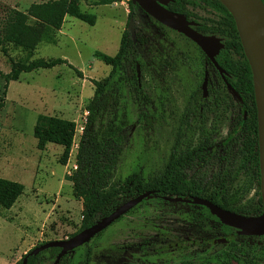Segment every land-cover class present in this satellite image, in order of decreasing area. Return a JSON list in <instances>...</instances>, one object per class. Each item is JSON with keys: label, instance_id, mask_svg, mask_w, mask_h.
Segmentation results:
<instances>
[{"label": "trees", "instance_id": "16d2710c", "mask_svg": "<svg viewBox=\"0 0 264 264\" xmlns=\"http://www.w3.org/2000/svg\"><path fill=\"white\" fill-rule=\"evenodd\" d=\"M101 1V4L115 2ZM199 1L219 11L221 18L211 25L196 24L192 28L203 36L218 38L223 44L224 48L215 60L240 100L228 92L219 72L193 42L179 34L197 49L198 55L191 57L171 37L173 31L129 0L128 21L132 18L136 40L133 42L130 33L125 30L115 56H101L102 62L110 66L109 74L100 81H92L93 95L86 106L87 115L75 154V169L69 177L74 196L82 202L81 226L71 236L108 216L125 201L148 191H153L160 201H163L162 197L193 196L237 214L252 216L260 213V201L232 209L228 195L242 166L253 170L259 181L258 121L251 70L229 12L218 0ZM261 1L264 5V0ZM187 4V0H171L165 8L189 20ZM67 17L89 26H94L96 22L94 14L81 12L79 0H48L31 3L24 11L15 8L6 10L0 20V53L8 58L10 70L8 73L0 70V109L4 107L9 82L17 81L23 73L64 65L81 77L80 71L61 58L14 60L8 53V47H12L31 54L41 42H54L55 32L61 29ZM136 65L140 67V81L136 76ZM182 66L189 67L201 83L204 71H208L207 99L214 107H219L224 98L236 104L239 115L225 138L204 128L201 90L193 100V108L178 123L175 121L176 109L170 96L169 74L177 73ZM147 82L154 87V99L145 93ZM168 121L173 123V147L167 164L158 167L152 174L147 167L136 162L123 182L119 183L118 191H114L112 184L133 127L136 126L144 136L147 130ZM74 130V122L38 115L33 127L36 149L43 151L48 144L61 146L63 152L59 163L65 166ZM23 190L20 183L0 178V210H9ZM187 219L198 223L200 229L204 228L205 222H215L216 236L222 234L241 238L235 228L222 224L206 207L189 214ZM259 239L264 245V236ZM85 246L75 248L58 264H89L91 252L84 249ZM231 248L232 257H226V250L218 251L214 264H249L251 260L244 257L248 252L254 256L253 264H261L264 259L259 258L264 256V246L249 247L244 242H234ZM58 252L57 248H49L33 256L26 253L14 264H22L24 257L27 258L26 264H53ZM103 253L110 260H115L121 256L123 249H108Z\"/></svg>", "mask_w": 264, "mask_h": 264}, {"label": "rangeland", "instance_id": "374dc122", "mask_svg": "<svg viewBox=\"0 0 264 264\" xmlns=\"http://www.w3.org/2000/svg\"><path fill=\"white\" fill-rule=\"evenodd\" d=\"M45 1L48 0H0V20L7 9L24 11L31 3ZM187 1L189 20L195 24L211 25L221 18V13L213 7L199 0ZM128 2L115 0L111 4H101V0H79L81 12L96 16L94 26L67 17L61 29L55 32L54 42H41L31 54L8 47L9 57L14 60L64 59L81 72V77L61 65L23 73L17 81L8 84L7 99L5 97L4 107L0 109V178L18 182L24 190L15 205L9 210H0V256L4 257L0 264H7L5 258L12 255L13 248L20 250L25 245L24 248L27 246L30 250L44 242L68 239L81 226L82 202L74 196L69 180L74 170L75 150L70 147L67 163L62 166L59 163L61 146L48 144L43 151L37 150L33 127L38 115L74 122L76 128L83 126L86 106L93 95L92 81H100L110 72V66L102 62L101 56H115L127 28ZM170 35L182 51L191 57L198 55L195 46L184 37L174 32ZM0 70L3 73L10 70L9 60L2 53ZM169 78L170 96L176 109L174 119L178 123L193 108L201 82L187 66L169 74ZM1 87L2 80L0 98ZM144 90L150 99L155 98L150 82L145 84ZM200 103L204 107L201 115L204 128L225 138L239 115L236 104L228 98L217 108L207 98ZM172 125L169 121L160 123L147 130L144 136L133 127L112 184L114 191H118L119 183L136 162L152 174L167 164L173 147ZM228 195L232 209L256 204L260 192L253 170L243 166L238 169ZM139 204L86 244L84 249L91 252L89 264H147L146 250L159 252L196 238V231L185 219L191 207L160 201L154 195ZM114 248L124 251L116 260H110L103 251ZM20 258L14 256L9 264ZM169 264H177V261L170 260Z\"/></svg>", "mask_w": 264, "mask_h": 264}, {"label": "water", "instance_id": "95a60500", "mask_svg": "<svg viewBox=\"0 0 264 264\" xmlns=\"http://www.w3.org/2000/svg\"><path fill=\"white\" fill-rule=\"evenodd\" d=\"M218 1L233 18L243 54L252 74L258 121L259 191L262 212L258 216H244L220 208L202 198H194L193 202L197 205H202L208 208L210 213L217 217L222 224L237 229L241 235H261L264 232V121H261L259 115L256 90L259 91L264 102V5L261 0ZM131 2L165 28L183 35L185 38L193 42L202 51L212 66L219 72L228 92L233 98L240 100L238 94L230 84L227 83L225 72L218 66L215 60V57L219 54L220 50L224 48L218 38L199 34L192 28L196 25L194 22L189 21L182 14L167 10L165 6L171 2V0H131ZM126 30L130 33L133 42H135L136 34L132 18L129 19ZM136 76L138 81H140L139 65H136ZM207 85L208 72L205 70L201 84L203 98L207 96ZM151 195H153V191H148L135 198H131L89 228L78 232L68 239L54 240L40 244L39 246L30 249L27 254L33 256L46 249L57 248L59 249V252L53 264H58L63 256L72 252L75 248L90 242L92 238L128 213L143 199ZM163 200L167 202H189V200L180 197H163ZM26 262L27 258L24 257L22 259V264H26Z\"/></svg>", "mask_w": 264, "mask_h": 264}, {"label": "flooded vegetation", "instance_id": "af4514ba", "mask_svg": "<svg viewBox=\"0 0 264 264\" xmlns=\"http://www.w3.org/2000/svg\"><path fill=\"white\" fill-rule=\"evenodd\" d=\"M208 84H209V79H208ZM207 89H208V85H207ZM207 93H208V91H207ZM205 98H207V96ZM153 195H154V192H153ZM180 198L187 199V200H189V202H171V203H179L181 205L183 204V205H186V206H189L192 208V210L186 214L185 219H186L187 224L189 226H191L196 231L197 236L192 241L188 242V241L184 240L181 243H176L174 248L169 247L166 250H162L159 252H154L152 250H146L145 256H146L147 264H169L170 260H176L177 264H207V262H209V264H214L218 251L226 250L228 253V254H225L226 257H232V254H231L232 248L231 247H232V243H234V242H237V243L244 242L249 247H253L254 245L258 246V247L264 246L263 241H261L259 239V238L264 236V232L261 235L239 236V232L236 229L237 230V232H236L237 236H239L241 238H246L249 241H242V240L232 241L231 238L229 239V236H232V235L220 234V235L216 236L215 229L217 227V224L215 222H205L204 228L200 229L198 227L199 224L189 221L187 219V216L191 213H194V214L197 213L198 211L202 210V207H205V206L197 205L193 202V199L198 198V197L188 196V197H184V198L180 197ZM162 199H163V197H162ZM259 201L261 204V199H259ZM261 212H262V206H261L260 213L257 215H252V216H258L261 214ZM244 216H248V215H244ZM121 249H123V248H121ZM249 249H251V248H249ZM249 249H247V250H249ZM88 250H90V249H88ZM159 257H164V258L160 259V261H159L158 260ZM244 257L246 260H248V259L251 260L249 262V264H253L254 256L250 252L245 254ZM237 258H238V256H236V259ZM259 258H264V256L262 255ZM259 258L257 259L258 261H259ZM263 260L264 259H262V261H260L261 264H264Z\"/></svg>", "mask_w": 264, "mask_h": 264}, {"label": "built area", "instance_id": "2783aa9c", "mask_svg": "<svg viewBox=\"0 0 264 264\" xmlns=\"http://www.w3.org/2000/svg\"><path fill=\"white\" fill-rule=\"evenodd\" d=\"M83 126H84V124H83ZM83 126H80L79 128L75 127V130H74L72 144H71L70 147H72L75 150V154L77 152L78 143H79V140H80V136L82 134ZM74 169H75V165H74Z\"/></svg>", "mask_w": 264, "mask_h": 264}, {"label": "crops", "instance_id": "0c3cea01", "mask_svg": "<svg viewBox=\"0 0 264 264\" xmlns=\"http://www.w3.org/2000/svg\"><path fill=\"white\" fill-rule=\"evenodd\" d=\"M7 93V92H6ZM6 99H7V97H6ZM47 146V145H46ZM62 148V147H61ZM62 151H63V148H62ZM15 205V204H14ZM56 205V204H55ZM0 217H1V215H0ZM5 219V218H4ZM25 247V245L23 246V247H21V249L20 250H18V249H16V248H13L15 251H13V253H12V255L9 257V258H5V261H6V263L7 264H9V259H13V257L15 256V257H18V258H20V256L24 253H26V251H28L29 250V248H27V246H26V248H24ZM26 249V250H25ZM4 259V257H3V255H1L0 256V261H2ZM16 262V261H15ZM14 262V263H15ZM2 264V263H1Z\"/></svg>", "mask_w": 264, "mask_h": 264}, {"label": "bare ground", "instance_id": "6f19581e", "mask_svg": "<svg viewBox=\"0 0 264 264\" xmlns=\"http://www.w3.org/2000/svg\"><path fill=\"white\" fill-rule=\"evenodd\" d=\"M256 99H257L258 106H259V115H260L261 121H264V102L258 90H256Z\"/></svg>", "mask_w": 264, "mask_h": 264}]
</instances>
